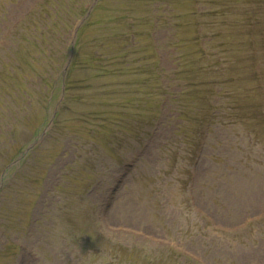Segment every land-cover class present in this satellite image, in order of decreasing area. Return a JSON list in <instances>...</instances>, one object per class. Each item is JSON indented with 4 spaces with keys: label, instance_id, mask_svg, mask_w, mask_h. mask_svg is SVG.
Here are the masks:
<instances>
[{
    "label": "rangeland",
    "instance_id": "1",
    "mask_svg": "<svg viewBox=\"0 0 264 264\" xmlns=\"http://www.w3.org/2000/svg\"><path fill=\"white\" fill-rule=\"evenodd\" d=\"M60 71L45 110L38 81ZM258 73L264 0H0V130L25 120L0 165L17 155L0 264H264Z\"/></svg>",
    "mask_w": 264,
    "mask_h": 264
},
{
    "label": "trees",
    "instance_id": "2",
    "mask_svg": "<svg viewBox=\"0 0 264 264\" xmlns=\"http://www.w3.org/2000/svg\"><path fill=\"white\" fill-rule=\"evenodd\" d=\"M206 14L209 16V18H215V17H218V16H223L224 15V13L223 12H221L220 10L219 11H217V12H206ZM76 21V20H75ZM199 49H200V47H199ZM69 50H70V47H68V48H66V52H65V54H63V56L61 57V59L59 60V68H60V65L63 63V64H65V62L67 61V58H68V52H69ZM201 55H202V59H204L205 58V60H209V58L207 57V54H206V49H202L201 48ZM210 56V55H209ZM215 56V55H214ZM46 60H49V57H48V59H46ZM45 61V60H44ZM207 61H206V63H207ZM45 63H47V64H45ZM43 64L44 65H42V66H49V65H51L48 61H45V62H43ZM222 64V65H221ZM220 65V67L223 69L224 67H225V63H221ZM229 66V65H228ZM51 70H54L55 71V69L52 67V69ZM61 75H62V72L60 71L58 74H55L54 72L53 73H49L48 75H45V77L44 78H42L40 81H38V86H40L41 87V90H42V94H47L46 96H48V98L46 99L47 100V104H46V106H45V110H47V108H48V102L53 98V96H54V93L55 92H57L58 91V93L60 92V93H62L63 91H66V90H68V89H70V86H68L69 85V83H65V82H63L62 81V77H61ZM155 77H156V80L157 79H159V84H158V86L156 85V86H151L153 83H155V82H151L149 85H147L146 86V90L147 91H149V90H151V89H155V90H157V92H164V89L165 88H167L166 86H165V84L164 83H162L161 82V80H160V78H161V74H156L155 75ZM262 77H263V79H264V76L262 75V74H260V73H258L257 75H256V82L258 83V84H261V81H262ZM37 78H38V76H37ZM231 80H232V78H231ZM44 81V82H43ZM60 81H62V83L60 82ZM231 82V81H230ZM42 83L44 84V85H42ZM60 83V84H59ZM68 84V85H67ZM201 84V83H200ZM223 84H226L225 82L224 83H221V85H223ZM42 85V86H41ZM263 85V84H262ZM212 86L213 87H215V88H217V86H216V83H214V84H212ZM264 86V85H263ZM196 87H197V84H194V83H191V86H190V89H189V91H188V95L190 96L192 93L194 94V90L196 91ZM33 93L35 94V95H40L41 94V91L40 90H33ZM41 94V95H42ZM191 97H193V95L192 96H190V98ZM18 98H20L22 101H26L27 103V105L30 107V105L32 104V102H33V99L35 98L34 96H33V94H30V93H27V94H25L24 96H22V95H20V96H18ZM174 99V98H173ZM172 99V100H173ZM49 100V101H48ZM186 107H187V105H186ZM188 107H190L191 109H190V111H193V110H196V107H194V105L193 104H191V105H189ZM185 114L184 115H186L187 113H189V111L188 112H184ZM57 114V115H56ZM56 114L54 115L55 117H53V119H49L48 117H46V120H45V123L43 124V126L45 127V126H48V125H50L51 126V129L52 128H57L58 127V125H59V121H56V117H59V112H56ZM208 114L209 113H206V115L205 116H202V118H204V119H207L208 120V118H209V116H208ZM199 115H201L200 113L199 114H197V116H199ZM6 122H9L10 123V125H8L7 123H6V125L3 123V130H0V165L5 161V158L7 157V153H9V151H10V149H12L14 146H16L17 145V141H16V139H15V134H16V128H17V126L18 125H24V122H25V120H20V119H18V118H14L13 120H6ZM102 125H100V126H98V127H101ZM116 126V125H115ZM43 127V128H44ZM146 128V126H144V129ZM38 129H39V127L36 129V130H34V132L32 133V136L31 137H29V139H28V141L24 144V145H21V147H22V150L27 146V145H29L30 144V142L34 139V137L35 136H37V133H38ZM127 131V130H126ZM92 134H94V132H92ZM127 134V133H126ZM141 133H139L138 132V135H140ZM144 134H145V131H144ZM150 134V132L148 133V135ZM128 135V134H127ZM46 136V135H45ZM128 138H129V136H127ZM38 146V145H37ZM19 151H20V149H19ZM21 152V151H20ZM19 152V153H20ZM18 153V154H19ZM30 156V154H28L22 161H21V164H20V167L22 168H24V165H25V160H27V157H29ZM16 157H17V155H16ZM16 157H11L9 160H8V163L7 164H3L2 165V167H3V169L2 170H0V178L1 177H3L4 175V171L5 170H8L9 168H10V165H11V163L13 162V160H15V158ZM1 167V168H2ZM18 168L19 167H12L11 168V171L13 172H15L16 174H14V176L12 177V179L10 178V177H6V179H5V183L3 184V186H2V188L0 189V196L1 197H4L5 195V193H6V190L7 191H9V190H13L14 192H15V184H13L12 182H13V178H15L16 177V175L18 174ZM22 179H24V176L22 175ZM16 193V192H15Z\"/></svg>",
    "mask_w": 264,
    "mask_h": 264
},
{
    "label": "water",
    "instance_id": "3",
    "mask_svg": "<svg viewBox=\"0 0 264 264\" xmlns=\"http://www.w3.org/2000/svg\"><path fill=\"white\" fill-rule=\"evenodd\" d=\"M82 22H80L78 25H77V27H79V25L81 24ZM75 32H76V30L74 31V35H75ZM73 41H74V39L72 40V45H73ZM30 149V147H28L26 150H25V152H24V154L28 151ZM23 154V155H24ZM19 160H17L16 162H18Z\"/></svg>",
    "mask_w": 264,
    "mask_h": 264
}]
</instances>
